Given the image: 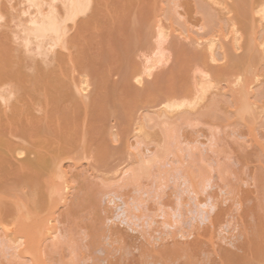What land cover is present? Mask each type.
Here are the masks:
<instances>
[{"label": "bare ground", "instance_id": "6f19581e", "mask_svg": "<svg viewBox=\"0 0 264 264\" xmlns=\"http://www.w3.org/2000/svg\"><path fill=\"white\" fill-rule=\"evenodd\" d=\"M146 1L147 4L145 0H40V2H37V0H0V264H47L46 259L54 260L48 248L55 244L53 242L50 243L54 235L53 232L50 231L51 223L49 222H56L54 218H56L55 213L58 210H56V204L58 203L56 201L60 198L59 195H61L60 188L63 187L61 193L65 191L64 195H66V189L68 187L70 189L73 188L70 187L73 181L70 175L68 176L66 173L72 170L68 174L71 173L72 175L73 173L74 177H76L77 173L79 174L82 170L78 162L67 164V166L64 165L63 162L66 158L79 154L84 149L91 146L90 143L92 142L90 139V143H86L88 144L87 148L84 141L87 139L85 138L87 133L92 131L96 126L98 118L101 119L103 123L102 118L105 113L102 112L104 110H101L100 107L103 104L105 105V103L103 100V103L100 105V101L103 97L101 93L104 94L107 92L105 91V87L111 83L109 91H113L112 94L124 85L126 86H124V88L131 90L127 84L130 85V80L128 79L131 77L130 64L132 65L131 62L133 61L132 54H135L140 47H143L144 44L147 43L146 39L148 41L147 37L149 34L147 28L150 26L148 22L149 20L153 22L158 11L160 13V10H162V12L164 11V15L166 14L165 16H168L171 20H179L178 22H180V24L178 23V29L181 28L180 30H182L184 36L192 43L199 42V44L203 45L202 47L204 49H201V51H194L192 47V49H190L181 42H176L177 40L175 37L177 36L173 35L172 39L174 38V40H170L168 47L174 54V63L172 62L167 70L161 71V73L159 72L157 77L152 79L151 85L146 83L147 85H145V87L147 89L143 88L144 91L154 92L152 90L154 89L155 92H157L154 93L157 95H159V93L163 94L164 91H166L165 95H168L167 92L174 94V90H180L179 88H181L177 87V84L173 87L177 78L181 76L185 77V73L190 74L191 70L193 72L195 68L198 69L197 66L206 67L217 79L223 81L224 85L221 86V92L218 88L219 90L213 93L210 96L211 98H208V102L203 104L202 108H200V106V109H195V111L183 110L178 113L169 114L171 116L166 114V112L163 111L164 109H159V107H157L159 111L156 107L154 111H151L150 108L155 106L157 101L161 103V101L158 100L160 97L157 96L158 99L154 98L157 100L156 102L153 101V99L149 100L152 92L151 94L148 92V94H150L148 96L147 91L144 94L142 89L137 91L130 85L133 92H139L138 94L143 92L142 94L144 95H142V99L147 95L148 99H145L149 100L148 102H152H150L151 105H149L151 107L148 109L145 107V102L147 103V101H145V99V102L143 100L141 101V95L137 96V94L135 95L131 91L130 94L132 98L126 95L133 100V108L136 106L135 102L139 105L138 101H136V99L134 100V97H138V100L140 99L139 102L144 104L141 105L145 109H142V112H140L141 115L138 113L140 117L145 116V119H149L151 116L150 114H152V116L157 118V123L153 124L154 126L150 123V128L157 129V131H155L158 132L156 137L160 135L162 139L159 138L163 140L165 146L163 147L160 145L163 144V142H159V138L157 141L160 143V147H162H159L160 149H157V143L147 141L150 133L153 135L155 132L152 133L153 131L149 128L148 123V128L152 132L146 128L145 119L143 120L142 117L141 119L143 120L142 122L145 128L141 127L143 124H140L141 126H137L139 130L138 128L136 129L138 132H143V128L146 131L148 130L150 133L144 132L147 136L149 134V136H143L145 138V140H143L144 142L147 141L148 145H152L155 148L153 149L152 146H149L152 147V149L146 147V143V145L143 144L146 148L138 151L140 147L137 144V151L134 149L136 152H129L131 157L128 165H126L123 170H120V167H118L120 172L126 171L128 174L126 177L123 174L125 177L124 180L127 181L121 180V182L124 181L126 186L129 178L131 179L129 181L138 182V178L144 173L146 174L147 169L149 170L150 167H147V164L153 165V161L151 162V160L157 158V153H161L165 149L167 150L166 143L169 145L172 141L169 139L174 140V144L171 143L168 147L172 153L173 150L171 149L174 148L173 146L176 145V143L177 146L180 147L178 145L179 141L186 144L197 143L198 137L203 134L205 128L203 131V128L196 129L195 122H197V126L198 121H202L205 123L204 126H206L207 123L208 125H213L212 127H221L223 131L221 137H213V133L212 137L209 135L210 141L213 139L214 142L215 138L217 140L216 147H218L217 149L215 148V156H213L214 150L209 149L212 147H209V144L207 145L208 142L206 145L208 146L209 153L212 150L211 155L214 158V163H216L215 167H218L217 172L220 171L221 174L223 173L221 167L229 161L227 159L226 162V158H232V160H234L232 163H234L233 165H235L234 167H236V169L232 167L231 169H233L235 173V181L233 180V182L230 180L234 173L232 175L230 174L231 177L229 178V173L228 176L224 174L228 178V182L226 181L227 184L225 186L228 187L231 193L227 192L230 195L232 194V196L230 197L229 195V200L227 199L226 204H223L225 199L223 202H220L221 204H215L216 206L213 205L215 202L212 204L213 207H215L214 212H212V215L208 213L210 215H207L208 217L206 216L207 221L205 225L203 224L202 227L199 226L194 229L193 234L191 233L194 237H191L190 242H188V237L186 238L187 242H178L180 239L178 240L177 237V241H171V249L167 247L166 243L163 244L164 247L162 246L163 248L161 247V249L167 252L166 256L170 253L177 254L179 251L184 252L185 255L187 253L188 257L192 256L191 254H198L200 257L204 256L206 257V263L203 262V264H259L260 262L264 264V0ZM143 5H146V7ZM150 24L152 23L150 22ZM147 25L148 27H146ZM159 34L162 35L161 31ZM159 34V38L162 37ZM188 43L190 44V42ZM192 43L190 45L195 46V44ZM210 60L212 62L216 61L215 63L217 64L213 62L214 65H212ZM86 73H89V75L94 78V82L96 81V91L94 90V92H97L98 89L97 93L92 94L94 93L92 92L88 94L89 96L82 93L81 89V91L79 90V82L81 81L80 76ZM115 73L118 74L121 80L120 82L112 80V75H115ZM123 80H127V84H123ZM158 86L159 88L160 86H164L163 92L158 90ZM218 87H220V85ZM173 88L176 89L173 90ZM102 89H104L103 91L105 92H103ZM122 90L124 89L122 88ZM108 93H105L106 97ZM112 94L111 96L113 97ZM114 94H118L119 96L117 92ZM118 96L115 98L111 97V101H116L120 98L121 100L123 99L122 101H124L126 105L128 104V99L124 100V98H127L126 96L123 95V98L122 93L121 96ZM112 106L108 107L107 103V106L102 107L109 111V108L111 110V108L113 109L115 107ZM139 106H136V109ZM99 108L102 113L98 112ZM98 113L102 115V118H100ZM108 116H110L109 113L106 117ZM140 117L138 118L141 122ZM103 119H106L105 115ZM202 122L199 123V125H202ZM99 124L100 126H98ZM99 124L97 126L101 128V122ZM212 127L210 128L209 126V133L211 134V131H213L216 134L217 129L215 128L214 131ZM224 127H229L230 132ZM100 128L97 129L99 130ZM133 128L134 127H132V129ZM95 131L96 130H93V132ZM99 132L97 135H99ZM217 132L218 134L221 133L219 128ZM113 133L110 134L109 132V135L112 137ZM125 134L127 133L125 132ZM229 134H232V136H228ZM205 135L207 136V134ZM209 137L207 138L208 140ZM229 137H232V139H229ZM112 139L114 138L112 137ZM133 139H131L133 140L132 142L136 141L138 143L139 139L142 142L141 137H134ZM204 139L207 140L206 137ZM97 142L99 141L97 140ZM213 142H211V145ZM200 143L198 146H200ZM133 145L135 146V144ZM205 146L203 144V149L206 148ZM188 147L190 146L188 145ZM182 149L189 152L186 148ZM191 150L192 148L190 149L188 158L190 159L191 154L193 161L198 158L200 159L201 153L200 155L197 152L194 154ZM185 151L181 152L182 155ZM201 151L203 152L204 150ZM120 153H122L121 150ZM176 153L177 155L180 154H178V152ZM203 154L206 155L205 152ZM185 155L186 154H184V156ZM208 156L205 158H207L209 162L210 159L208 158H210V156ZM177 158H179V156ZM177 158H173V160L177 161ZM201 158L204 159L203 156H201ZM160 159L162 160V158H159L158 161ZM181 159L183 160V158L180 157V161L183 162ZM156 162L157 161H155V164ZM170 162H172V160ZM184 162L186 163V160H184ZM229 162L231 163V160ZM160 163L161 161H159V164ZM210 163L211 161L207 164ZM171 164H173V162ZM176 164L178 163H174V165ZM178 165H180V163ZM191 165L190 168H185L187 172L184 173L189 177V181L191 182L185 181V176L183 180L187 182L188 186L191 183L194 184L195 187L198 186L197 184L203 187V185H205V181H203L205 178H203L204 176L202 177V175L205 174L200 175V173H198V175L203 178V184L198 181L201 178L199 179L196 177V172L200 171L201 165L199 167V165H196L194 162H192ZM213 165L212 163L211 166ZM183 166L185 167L186 164ZM211 166L208 165V168L210 169ZM203 167L202 169L204 171ZM215 167L214 172L217 170ZM162 168H164V165ZM153 169L157 171L158 168L155 166ZM209 169H205L207 171L205 172L206 175ZM73 170H75V173ZM223 170L225 169L223 168ZM229 170L230 169H228V171ZM160 171L161 169L159 168L157 173H161ZM225 171H227V166ZM149 172H147L148 175ZM163 172L162 169V178L165 174H163ZM167 172L166 175H164L166 177L168 175ZM209 172L210 176L211 173L214 174L211 169ZM81 173L83 174L84 172ZM117 173L119 172L117 171ZM219 173H217V176ZM66 175L71 180L70 183H68L69 179H67ZM159 175L157 174L156 177ZM119 176L122 177L120 173ZM161 176L158 177V180ZM176 176L178 175L176 174ZM149 177H151V175H149ZM152 179L155 180L154 178ZM214 179H216V177ZM243 179L246 182L245 184L250 187L244 188L246 187L245 185L242 188L241 182H244ZM58 180H62V182ZM207 180L209 182L210 179ZM219 180L220 186V184H222L220 177ZM132 182L129 183V185H132ZM88 184L91 185V183L86 180L81 181V184L77 187V196L73 197L75 199L72 200L74 202L71 203L74 206L68 208L69 205H66L67 207H64L68 209L72 208V210L66 209L68 211L65 215L70 224L72 223L73 225L76 223L75 227L77 226L76 221L80 218L77 212H75L78 209L75 208V210H73V208L85 206V204H83L84 202L81 203L80 201L83 200V196L85 197L88 193L91 195V192L88 191V187L90 186ZM121 184L124 186L123 182ZM134 184L136 185L135 182ZM174 184H176L177 188V183H173V186ZM187 185L186 187H188ZM132 186L134 187V185ZM170 186H172V184ZM136 187H140L139 189H141V185ZM91 188L93 187L89 189L91 190ZM129 188L128 186L126 190ZM181 188L182 189L179 190L183 192L185 189L183 190V187ZM224 188L226 189V187ZM144 189L145 188L142 187L141 190ZM145 190L148 192V189ZM199 190H201V188ZM132 191L135 192L134 188ZM225 191L223 192L226 195ZM172 192H176V190ZM132 193L131 195L128 194L130 198H132ZM62 195L60 199L64 200V196ZM174 195L172 194L171 196L174 197ZM189 195L191 197V194ZM211 195L213 196V194ZM220 195L222 194L220 193ZM166 196H168V194H166ZM178 197L179 195L177 198ZM194 197L193 195V198ZM195 198L194 201H196ZM223 198L219 201H222ZM60 199L58 200L59 202ZM191 199L192 198H190V200ZM169 200L166 197V202ZM184 200L186 202V198ZM197 200L199 201V198ZM126 201L124 200V203ZM180 203L183 204V202ZM196 203L193 204L195 205ZM78 204H82L83 206L79 207ZM125 205L127 206V204ZM197 205H199V203ZM200 206H203V202ZM192 208H195V206ZM197 208L199 209L200 207L198 206ZM190 209L188 208L187 210ZM60 210H58V212ZM192 211H194V209ZM65 215H63V217H65ZM76 215H78L79 219L75 218ZM185 216L187 217V215ZM201 216L203 217L204 215L201 214ZM180 218L183 219V216L181 215ZM230 221H232V223L227 231L228 234H230L228 237L230 236L231 240L227 239L226 236H222V232L224 234L223 230L229 226ZM65 222L69 224L67 221ZM67 227L68 232L64 230L66 231V233H64V239L67 238L66 234H71V231L74 233L71 226ZM49 239L51 240L49 241ZM146 239L144 240L145 244L147 242ZM114 240H112L113 244L117 241ZM131 243H129V245ZM41 244H43L44 247ZM135 244H137V242ZM141 245L143 246V244H139V250L136 249L138 253L137 258L141 256L144 257L148 253V250ZM114 246L115 245H113V247ZM168 246L170 247L169 244ZM52 249L53 248H51V251H54ZM57 249H59L58 246ZM161 249L160 252L163 254L164 252L162 253ZM126 250L127 248L125 252ZM105 251H107L106 264H121L120 257L115 259L116 257L113 255L115 260L113 257L112 259L114 261L111 260L110 254H112V250L108 248ZM155 251H150L151 254L149 256L151 258H147L151 260L152 258L154 259V257H152L153 253L158 255ZM58 252L60 254L57 261L63 264V254L60 249ZM129 253L131 254V258H127L128 261L130 260L129 264H136L137 258H135V255L131 252ZM124 254L127 256V252ZM159 256L160 258L165 257L163 255ZM122 257L124 258V256ZM193 257L195 256H192V258ZM191 259L190 261H188L189 258L188 260L186 259L188 263L186 260L185 263L191 264ZM128 261L124 263L128 264ZM144 261L145 260H143V263H145ZM154 261L155 260L152 261L153 264ZM182 263L184 264V261Z\"/></svg>", "mask_w": 264, "mask_h": 264}, {"label": "rangeland", "instance_id": "374dc122", "mask_svg": "<svg viewBox=\"0 0 264 264\" xmlns=\"http://www.w3.org/2000/svg\"><path fill=\"white\" fill-rule=\"evenodd\" d=\"M37 2H40V0H37ZM145 2L147 4L146 0H145ZM143 6L146 7V5H143ZM161 12H162V10H160V13L158 11V13L155 16V19L153 20V22L151 20H149V22H148L149 23L148 25H150V26H149V28H147L148 32H149L148 37H147L148 41L146 39L147 43H145L143 47H140L138 49V51L135 52V54H132L133 55L132 56L133 61L130 58L131 61H132L131 62L132 65L130 64V67H131V75L130 76L131 77L128 80H130L129 82H130L131 87H134L137 91L142 89L144 94L147 91V90L144 91V89H143V88L147 89L145 87V85H147V84L151 85L152 81H153L152 79L157 77L159 72L161 73V71L167 70L171 66L172 62L174 63V61H173L174 54L170 50V48L168 47L169 43H170V40L172 39L173 35L177 36V37H175V39L177 40L176 42L179 41L183 45L188 46V48H190V49L193 48L194 51L195 50H198V51L200 50L201 51V49L202 50L204 49L202 47L203 45L199 44V42L198 43H192L189 39H187L184 36V34L182 33V30H180L181 28L178 29L179 28L178 23L180 24V22H178L179 20H176V19L171 20V18H169L168 16H165L166 14L164 15V11L162 13ZM133 15H135V14H133ZM150 22L152 24H150ZM148 25L146 27H148ZM158 31L159 32L161 31L162 35H160ZM158 34L160 36H162V37L159 38ZM173 40H174V38L171 41H173ZM188 42H190V44L191 43L195 44V46L194 45H190ZM213 62H212V65H214ZM215 64H217V63H215ZM197 68L198 69L195 68L196 70L193 68L194 69L193 72H192V70H191V72L189 71L190 74H186L185 73L184 74L185 77L181 76V77H179L180 79L177 78L178 82L176 81V83L173 84V87H174V85L177 84L176 86L177 87H181L182 89L179 88L180 90H178V89L174 90L177 87L173 88L174 94L173 93L171 94V92L170 93L167 92L168 95H165L166 91L163 92V90H164L163 87L164 86H160V88H159V86L157 87L158 90H161V92H163V94L159 93L160 91L158 92L159 95L155 94L157 92H155L154 89H152V90L155 93L151 91L152 94H151V92L147 91V94H148V92L151 94V95L148 94V96L149 95L151 96V98L149 97V100L153 99V101L156 102L157 100H155V99H158L157 96L160 97L158 100L161 101V103H158V101H157V103H155V106L152 105L153 107L150 106L151 105L150 104L151 101L148 102L149 100H147L148 96L147 95L145 96V98H147V99H145V98L142 99V95H144V94H142L143 92H141V94H138L139 92L136 93L134 91L135 92L134 93L133 89L130 87V85L127 84V82H126L127 80H123L122 83L123 84H127V86L131 90L124 88V86H125L124 85L122 87L124 90H122V88L120 87L119 90H118L119 92L118 91H116V92L119 93V96H121V93H122V97H123V95L124 96L127 95V96L131 97V94H130L131 92H133V94H135V95L137 94V96L141 95V101L142 100L144 101V99H145V101H147V103L144 101L145 102V107H147L148 109L151 107L150 108L151 111L152 110L154 111L155 107L156 108L159 107V109L160 108L164 109L163 111H165L166 114H168V115L172 114V113L174 114L176 112L178 113V112H181L183 110L184 111H191V110L195 111V109L202 108L203 104L208 102V100H209L208 98H211L210 96L213 93L217 92V90L220 89V92H221V86L224 85V82L219 80V79H217L209 70H207L206 67L197 66ZM80 78H81V81L79 82L80 83L79 84V86H80L79 90L81 89L82 91L81 90L80 91L82 93H85V95L86 94L88 95V94H91L92 92H94V90L96 89L95 88V86H96L95 82L96 81L94 82V78H92V76L89 75V73L82 74L80 76ZM112 80L115 81V82L116 81H118V82L121 81L119 76H118V74H116V73H115V75L114 74L112 75ZM170 85H171V83H170ZM178 85H180V86H178ZM219 85H220V87H218ZM168 87H169V85H168ZM105 88H106L105 91H107V92L103 91L104 89H102V91L105 92V93H108V92L109 93L107 94V97H106L105 93H104L105 97H104V94L101 93L103 95V97H102L101 101H100V99H99V101H100V105H101L103 103L102 101L104 100L105 105L104 104L101 105L100 108H101V110H104L102 112L105 113L104 115H105L106 119L105 120L103 119L104 115H103V118H102L101 117L102 115L99 114V113H102L100 111V108H99V111H98L99 113L98 114L100 115V118H102L103 123H102L101 119H99V118H98L99 120L97 119V121L99 123L101 122V124L103 125V129H102V125H101V128L98 127V126H100V124L97 122L96 126L94 127L93 130H96L98 132L100 131L99 135H97L98 132H96V131L93 132V130H92V131L88 132L87 136L85 137V138H87L86 141L88 140L87 142L84 141L85 144L86 143L89 144L90 140H91V142H92V143H90L91 146H89V148H87L88 144H86V148L87 149H84L81 153L73 155L70 158H66L64 160V162H63V164L66 165V166H67V164H72L73 162H78L81 165V167H82L81 172H84V173L82 174L81 172L77 171V172H79V174L78 173H77V175L75 174L76 177H74L73 173H72V175H71V173L68 174L72 170L71 171L68 170L69 172L66 173L68 176L70 175V178L73 181L72 186H70V187H73V188L70 189L68 187L66 189L67 190L66 195H64L65 191L63 193H61V191L63 190V187L60 188L61 189L60 194L61 195L63 194L62 196H64V200L63 199L61 200L60 199L61 195H59L60 202L58 201L59 200L58 198H57L58 200L56 201V202H58L56 204L57 207H58V208L56 207V210L57 209L58 210L61 209L59 212L57 210L56 213H59L60 215L55 213L56 218H54V219H55L56 222L53 221L54 224L52 223V221L49 222V223H51L50 224L51 225L50 231L53 232V235H54V236L52 235L53 236L52 237V241H50L51 239H49V241H50V243H52V242L55 243L56 244V248H55V244L54 245L51 244L53 246H49L48 248H49V251L52 254V257L54 258V260L46 259V263L47 264H52V262H53V264H59L60 262L57 261L58 260L57 258L59 257L60 253L58 251L60 249V251L63 254V258L62 259L65 262V263L63 262V264H106V260H107V258H106L107 254L106 253H107V251H105V250H107L109 248V250H112V252H111L112 254H110L111 255L110 256L111 260H113L115 257H116L115 259H118L120 257L121 258V260H120L121 264H123L124 262H127L128 259L131 258V254L129 252L134 254L135 258H137L138 253L136 251L139 250V247H140L139 244L140 243L143 244L144 247L141 245L143 248L148 250V253L144 257L141 256L140 258H137L136 264H146V263L147 264H153V262H152L153 260H155L154 264H156V263L157 264H183L182 263L183 261H184V264H186L185 260L186 259L188 260V258H189L188 261H190L192 256H195V257H193L194 260H193V258L191 259V264L193 263V261H194L195 264H197V263L198 264H203V262L206 263L205 262L206 261V259H205L206 257H204V256L200 257V255L198 256V254L197 255L191 254L192 256H190L191 257L190 258V257L187 256V253L185 255V253L182 252V251H179L180 254H179V252H177V254L170 253V254H168V256H169L168 257V256H166L167 252H164L161 249V247L163 246V244L166 243L167 247L169 249H171V246H172L171 243L173 241H177V237H178V240L180 239L178 242H181V243L182 242H187V239H186L187 237L189 238L188 242H190L191 237L192 238L194 237V235L192 236L194 229L196 227H199V226L202 227L203 224L205 225L206 224L205 222L207 221L206 219L210 215L208 213H211V215H212V212H214V208L215 207H213V205L216 206L215 204L223 202L224 199H225V201H224L223 204H226L227 203V199L229 200V195H230L229 193H231V192L229 191L228 187L225 186V185L228 182L227 179L229 177H231V175L234 173L233 169L234 168L236 169V167H234L235 165H233L234 163H232V162H234V160H232V158H226V162H227V159H228L229 161L231 160V163L228 161L227 164H225L223 167H221V170L223 172L222 174H221L220 171H219L220 173L217 172L218 171V167H215L216 163H214L215 162L214 158L211 155L212 150L209 153L208 152L209 151L208 150V146H207L209 144V147L210 146L212 147V148H209V149H213L214 151H215V148L217 149L218 146L216 147V143H217L216 142L217 141L216 138L222 136V133H223L222 128L218 127L219 131L221 132L220 133L221 135H220L217 132L218 131L217 126L212 127L213 125H208L206 123V126H207L206 127V126H204L205 123L202 122V121L201 122H202L203 126L199 125V123H201L199 121H198V126H197V122H195L196 124L193 123V124H195L196 129H198V128L202 129L203 128L202 129V131H203L204 128H205L204 131H205V134H207V136L204 134V131H203V134L198 137V141H196L197 143L186 144L184 142L179 141L178 145L180 147L177 146V143H176V145L173 146L174 148H172V146H171V148H172L171 150H173V153L170 152V148L168 149V147L171 145V143H173L174 140L173 139H169V140H172V141H171V143L169 142L170 143L169 145H168V143H166L167 150L166 149L163 150L164 148L162 149L163 150L162 152L158 150L161 153H157L156 152L158 154V156L156 155L157 158L151 160V162L153 161V165L152 164H147V167H150L149 170L147 169V172L150 171L149 175H151V177L154 178L155 180H153L151 177H149L148 173L146 172L147 175L145 173L143 175H141L138 178L139 180L137 179L138 182L134 181L136 183V185L134 184V182L129 181L131 179L128 177L129 180H128V184L126 183L127 184V186H126L124 184V181H125L124 178L128 174H127L126 171L125 172L124 171L120 172L118 167H120V170H123V168L126 165H128V163L130 161V157H131L130 153L135 151L134 149L138 148V146L140 147L138 149V151L139 150H143L146 147L152 146V145H148V142L157 143L158 144V146L156 144L157 149L160 147V145L163 146V147L165 145H164L163 140H160V138L162 139V137H160V135L156 137V135H158L157 134L158 132H155V131H157V129L150 128L151 127L150 123H152V125L157 123V120H156L157 118L155 116H152V114H150L152 117L149 115L150 116L149 119H151V120L145 119V116H141V117L139 116V114L141 115L140 112H142V109H145V108L142 106L144 104L139 102L140 99L138 100V97L135 98L134 95H133L134 100L136 99V101H138V103L140 105V106L137 105L136 102H135V105L139 106L136 109V106L133 108L134 102L131 99L132 97L131 98H128L127 96H126L127 98L123 97L124 100L128 99V104L126 105L125 102L122 101L123 99L121 100L120 98H118L119 97L118 94H116V95L114 94L116 92H114L112 94L113 91H111V92L109 91L110 90L109 88H111V83H109L108 86L105 87ZM120 89L122 90V92H121ZM148 90H150V89H148ZM165 90H166V88H165ZM212 91H214V92H212ZM97 92H98V89H97ZM97 92H94L92 94H95ZM110 93L113 95V97L111 96ZM169 94H171V95H169ZM153 95H154V97H153ZM161 95H164V96H161ZM116 96H118L117 98L119 100L116 98L117 99L116 101L114 99H113L114 101H111L112 98H115ZM218 98H220V97H218ZM129 100H131L132 102L129 101ZM129 102H131V103H129ZM107 103H108V107L112 106V105H114L115 107L112 106V107H114L113 109L111 108V110H110V108H109V111L107 109H106L107 110L106 111L105 109H103V107L107 106ZM153 104H154V102H153ZM124 105L127 108H129V109H127ZM157 110H158V108H157ZM157 110H155V111H157ZM108 113L110 114V116L106 117ZM137 116L140 117L141 122L145 119L144 122L146 124L145 126H147L146 128H148V125H149V128L153 132L149 128L148 129H149L150 132H152V133L155 132L156 133V134L154 133L155 137H154V134L152 135L148 130L146 131L144 129L145 128L144 127V123L143 122L141 123ZM169 116H171V115H169ZM134 117H135V119H134ZM142 117H143V120L141 119ZM147 123H148V125H147ZM134 124H135V126H134ZM140 124H143V126H141ZM139 125L141 127H144L143 128L144 130L140 127L143 132L145 131L146 133H150V136L148 134L149 137L147 136V134L145 132H144L145 135L141 131L138 132ZM195 126H192V127H195ZM209 126H210V128L212 127V130H214V131H215V128L217 129L216 134L213 131H211V134L209 133V131H210V130L208 131ZM132 127H134V128L132 129ZM155 127H157V126H155ZM97 128H100V129L98 130ZM136 128H138V130ZM224 128H227L228 131L230 132L229 127H224ZM230 128H232V127H230ZM233 128H236V127H233ZM109 132H110V134L113 133V132L115 133V134L114 133L112 134V137L114 139H112V137L109 135ZM125 132L127 134H125ZM92 133H95L97 136L95 134H92ZM130 133H132V134H130ZM212 133L214 134L213 137H216L215 140H214L215 144L213 142V139L210 141L209 135L212 137ZM138 134H139V136H138ZM217 134H218V136H217ZM94 135H95V137L97 139L94 137ZM134 135H137V136H134ZM230 135L232 136V134H229L228 136H230ZM132 136H133V138L134 137L135 138H140L141 137L143 143L141 142L140 139L138 140V143L136 141L132 142L133 140H135V139L132 138ZM143 136L144 137L145 136L148 137V139L146 138L148 142L147 141L144 142L145 138ZM200 137H202V138H200ZM205 137H206V139L209 137V140L208 139L205 140L204 139ZM154 138H155V140H154ZM158 138H159V140H158ZM117 139H119V140H117ZM124 139H125V141H124ZM131 139H133V140H131ZM229 139H232V137L231 138L229 137ZM97 140L99 142H97ZM150 140H152V141H150ZM157 140L159 142L160 141L163 142V144L158 143ZM120 142H121V144L123 146L120 144ZM140 142H141V145H142L143 148L141 147ZM211 142H213V144H212L213 146L211 145ZM130 143H132V144H130ZM146 143H147V145H146ZM199 143H200V146H198ZM206 143H207V145H206ZM133 144H135V146ZM137 144H138V146H136ZM143 144H145L146 147ZM203 144H204V146L206 145L205 149H203L204 148ZM188 145L190 147H188ZM176 146H177V149H176ZM184 146H186V147H184ZM128 147H130V148L133 147L132 148L133 150L132 149L129 150L130 148H128ZM152 147H153V149L155 148L154 146H152ZM152 147H149V148L152 149ZM160 148H162V147H160ZM178 148H179V150H178ZM182 148H186V150H188L189 152H190V149L192 148L191 151L194 152V154H196L195 152L199 153V155L201 153L200 159L198 158L199 161H198V159H195V161H193V157H192L191 154H190V159H191L190 160L188 158L189 157V152H186L185 149H182ZM196 149H198V150L200 149L199 150L200 152L198 150H196ZM120 150H121L122 153H120ZM181 150L185 151L183 153V155L181 153L182 152ZM201 150H204V151L202 152ZM118 151H119V153H118ZM136 151H137V149H136ZM214 151H213V156H215L214 154L216 153V151L215 152ZM125 152L129 155V157H128V155ZM176 152H178V154L179 153L180 154L177 155ZM204 152L206 153V155L203 154ZM184 154H186V155L184 156ZM121 155L123 156L124 159L122 158ZM171 155H173V156H171ZM176 155H177V157L179 156V158H177ZM208 155L210 156V158H208L211 161L210 164H207L210 161L208 162L207 158H205ZM201 156H203V158L206 159L207 161L202 159ZM180 157L183 158V160L181 159L183 162H184V160H186V163L184 162V164H186L185 167L183 166L184 165L183 162L180 161ZM211 157H212V160H211ZM159 158H162V160L164 158L163 161L161 159L159 160V161H161L160 164H159V161H158ZM173 158L174 159L177 158L178 162L176 160H173ZM169 160L170 161L172 160L173 164H171L172 162H170ZM155 161H157L156 164H155ZM151 162H149V163H151ZM168 162H170V163L167 164ZM192 162H194L196 165H199V167H200L201 163L203 162L201 167H200V171H197L196 172L197 174L195 173L196 177H198L199 179L201 178L200 179L201 181L198 180L199 182L202 183L203 181H205V185H203V187H201L202 185L200 186V184H197L199 187L198 186L195 187V185L191 184V183L189 184V186L187 185V182L190 179L184 173L187 172L186 169H188V168H190L192 166L191 165ZM174 163H178V164L180 163V165H178V164L174 165ZM212 163L214 164L213 166H211ZM170 164L172 166L173 165L174 166L172 167ZM206 164H207V167L205 168ZM163 165H164V168H162ZM165 165H167V166L169 165L170 167L169 166L167 167ZM208 165L211 166L210 169L214 173V174L211 173V176H210V172H209L210 169L208 168ZM155 166H157V168H158L157 171L155 169H153V167L155 168ZM226 166H227V171H225L226 170ZM202 167L204 168V171H203ZM214 167H215V169L217 168V170H215V172H214ZM231 167L233 169H231ZM159 168L161 169V171H160L161 173H157ZM174 168H176V169H174ZM177 168H178V171H177ZM181 168H182V170H181ZM223 168L225 170H223ZM162 169L164 171L163 174L165 173L164 175H166V172L168 170V172H167V174H168L167 177L168 178L166 176H164V175H163V178H162V176H161ZM194 169H195V167H194ZM196 169H197V167H196ZM205 169L206 170L209 169L208 170L209 174L207 173V175H206L205 172H207V171ZM228 169H230V170L228 171ZM151 170H152V172H151ZM73 171L75 173V170H73ZM117 171L120 173V175H122V177L119 176V173H117ZM201 171H202V173H201ZM155 172L158 175L159 174L160 175L156 177L157 174ZM179 172H180V175H179ZM224 172H226V173H224ZM198 173H200V175L205 174V175H202V177L204 176L203 178H205V180H203V178L200 175H198ZM217 173H219L218 176H217ZM228 173H229V176H228ZM123 174L125 175V177L123 176ZM176 174L178 176H176ZM220 174H221V176H220ZM224 174H226V176H228V178ZM213 175L216 177V179H214L215 177ZM223 175H224L225 178L223 177ZM68 176H67V179H69ZM160 176H161V178H159V180H158V177H160ZM184 176L186 178H188V179H186V178L184 179ZM208 176H209V178H208ZM234 176H235V173L232 175L233 179L231 178L230 179L231 181H233V180L235 181ZM212 177H213V180H212ZM219 177H220V179L222 181V184H220V186H219V183H220ZM58 179H60V178H58ZM183 179L185 181H187V182H185ZM207 179H210L211 181L209 180V182H208ZM71 180L69 179L68 183H70ZM83 180L84 181L86 180V181L91 183V185L88 184V185H90L88 187V191L91 192L90 193L91 195H89V193H88L85 197L83 196V200L80 201L81 203L84 202L83 204H85V206H83L82 204L81 205L78 204L79 207L80 206H83V207H80V208L74 207L73 208V210H75V208L78 209L75 212H77V214L79 215V218H80V219L78 218V215H76L77 217L75 216L76 219L77 218L79 219V220L76 221L77 222V226L75 227L76 223L73 224V225H72V223L70 224V222L66 219V215L65 214H66V212L68 210H72V208L71 209H68V208H70V206H74V205L71 204V203L74 202L72 200L75 199L73 197L77 196L76 195L77 191H78L77 187H78L79 184H81V181H83ZM121 180H124V181H122L124 186L121 184L122 183ZM230 180H229V182H230ZM58 181L62 182V180H58ZM174 181H177V182H174ZM131 182L133 183L132 185H134V187L132 185H129V183H131ZM178 182H179V184H178ZM189 182H191V181H189ZM173 183H177V186H178L177 188L178 189L176 188V184H174V186H173ZM180 183L181 184L184 183L188 187H186V185H184V184H182L183 185L182 186ZM241 183H242L241 184L242 188L245 185H246V187H244V188L250 187L247 184H245L246 183L245 180H244V182H241ZM171 184H172L173 187L170 186ZM69 185H71V184H69ZM140 185H141V189H142V187L145 188V189H148V192L145 189L141 190V189H139L140 187L139 188L136 187V186H140ZM179 185H180V187H179ZM221 185L222 186L224 185V186L222 187ZM128 186L131 188V189L129 188L131 192L129 191V189L126 190V188H128ZM90 187H93V188H91V190H90L89 189ZM181 187H183V190L185 189L186 191L184 190L182 192V190H179V189H182ZM224 187H226L227 190ZM133 188H134L135 192L132 191ZM156 188H157V190H156ZM198 188L199 189L201 188V190H199ZM68 189H70V190H68ZM173 190H176V192H172ZM188 190H190V191H188ZM126 191H127V193H126ZM200 191H201V193H200ZM223 191L226 192V195L224 194ZM189 192H191V193H189ZM131 193L133 194L132 198H130ZM171 193L173 195L174 194H176V195H174V197H173V196H171L172 195ZM220 193L222 195H220ZM227 193H228V198H227ZM128 194H130V195L128 196ZM166 194H168V196H166ZM189 194H191V197H190ZM211 194H213V196ZM178 195H179V197H178L179 199L177 198ZM181 195H182V197H181ZM193 195L197 199L199 198V201L195 197L194 198H195L196 201H194ZM65 196H67V197H65ZM231 196H232V194L230 195V197ZM166 197L168 198V200L170 199L168 202H166ZM184 197L186 198V202L184 200L185 199ZM190 198H192L193 200L192 199L190 200ZM221 198H223V200L219 201V200H221ZM126 199H127V201H126ZM187 199H188L189 202L187 201ZM214 199H215V201H214ZM124 200L127 203L126 202L124 203ZM180 202H183V204H181ZM192 202L193 203L197 202V203L194 205ZM202 202H203V206H200V205H202ZM198 203H199V205H197ZM125 204H127V206ZM66 205L67 206L69 205V207L68 208H64ZM182 205H183V207H182ZM194 206H195V208H192ZM196 206L197 207L199 206L200 208L198 209ZM188 208L189 209L191 208L190 209L191 211L187 210ZM66 209H68V210H66ZM193 209H194V211H192ZM185 210H187V211L184 212ZM61 211H62L63 215H65V217H63ZM181 213H183V214H181ZM180 214L183 216V219L180 218V216H181ZM199 214H200L201 218L199 217ZM201 214L204 215L205 217L204 216L202 217ZM185 215H187V217ZM202 218H204L205 220L202 219ZM69 220H70V218H69ZM65 221H67L69 224H67ZM231 223H232V221H230L229 226H227L226 229L223 230L224 234L222 232V236H226V238L230 239V240H231V237L230 236L228 237V235H230V234H228L227 229H229V227L231 226ZM67 226H71V228H73V230H74V233H73V231H71L72 235L69 234V233L66 234L67 235V238H66L67 240H66V239H64V236H65L64 233H66V231H64V230H67V232H68V227ZM192 227H194V228H192ZM113 231H114V233H113ZM115 234H117L121 239ZM69 235H71V236H69ZM174 236H176V237H174ZM184 237H185L186 240L184 239ZM171 238H173V239L176 238V239L173 240ZM126 239H127V241H126ZM145 239L147 241L146 244L144 243ZM112 240H114V241L117 240V241L116 242L113 241L114 242V244H113ZM137 240H139L140 242L137 241ZM168 240H169V242H168ZM130 241L131 242L133 241V242L131 243ZM135 241L137 242L138 245L135 244L136 243ZM47 242H48V240H47ZM47 242H45V243H47ZM129 243H131L130 244L131 246L129 245ZM161 243H162V245H161ZM174 243H176V242H174ZM43 244H44V242H43ZM43 244H41V245L43 246ZM168 244L170 245V247L168 246ZM113 245H115L116 247L115 246L113 247ZM166 245H165V247H166ZM57 246H58L59 249H57ZM119 246H120V248H119ZM135 246H137V247H135ZM51 248H53L52 250H54V251H51ZM126 248H127V250H126L127 256L124 254V253H126L125 252ZM128 248H129V250H128ZM155 249H156V251H155ZM160 249L162 250V253L163 252L165 253V255H164V253L161 254ZM43 250H45V249H43ZM153 250L155 251V253L157 252L158 255H155L152 252L153 253L152 257H154V259L153 258H152V260L148 259V258H151L149 255L151 254L150 251H153ZM113 251H114V253H113ZM159 252H160V254H159ZM53 253H54V255H53ZM181 253H183V254H181ZM128 254H129V256H128ZM159 255H163L166 258L165 257L164 258L163 257L160 258ZM122 256H124V258ZM156 256L157 257L159 256V257L157 258ZM112 257H113V259H112ZM186 257H188V258H186ZM53 258H51V259H53ZM143 260H145L144 261L145 263H143ZM156 260H158V261H156ZM188 261H187V263H188ZM129 263H130V260L128 261V264ZM60 264H62V263H60ZM124 264H126V263H124ZM250 264H254V263H250ZM259 264H261V262Z\"/></svg>", "mask_w": 264, "mask_h": 264}]
</instances>
